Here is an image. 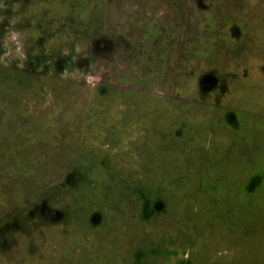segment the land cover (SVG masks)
I'll return each instance as SVG.
<instances>
[{
    "label": "rangeland",
    "instance_id": "obj_1",
    "mask_svg": "<svg viewBox=\"0 0 264 264\" xmlns=\"http://www.w3.org/2000/svg\"><path fill=\"white\" fill-rule=\"evenodd\" d=\"M0 264H264V0H0Z\"/></svg>",
    "mask_w": 264,
    "mask_h": 264
}]
</instances>
